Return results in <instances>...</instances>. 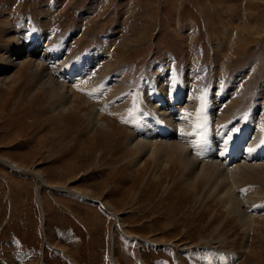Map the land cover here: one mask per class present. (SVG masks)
I'll use <instances>...</instances> for the list:
<instances>
[{
    "label": "rangeland",
    "instance_id": "obj_1",
    "mask_svg": "<svg viewBox=\"0 0 264 264\" xmlns=\"http://www.w3.org/2000/svg\"><path fill=\"white\" fill-rule=\"evenodd\" d=\"M0 22V61L11 42L3 35L5 27L16 31L23 50L38 41L43 52L49 45L46 32L55 34L53 44L65 41L60 55L68 50L73 56L70 65L54 74L65 83L71 82L66 74L74 66L73 57L77 65L100 46L106 57L94 68V78H109V93L124 97L103 114L121 129L138 126L133 113L138 92L166 70L178 83L189 70L194 78L189 81L203 95L210 86L228 87L247 119L255 105L264 108V0H0ZM25 27L31 33L28 40ZM78 73L84 78L80 69L68 74L73 79ZM24 84L0 117V156L29 171L0 161V264H223L224 259L228 264H264V222L250 237L237 220L190 195L180 176L153 185L150 168L135 181L131 176L136 168L122 136L118 152L107 150L104 142L98 144L101 148H90L88 136L94 130L83 112L53 109L41 93L33 101L30 91L22 90ZM79 91L89 100L87 92ZM257 118L264 126V111ZM57 185L111 204L129 236L102 203L53 188ZM134 234L152 240L140 245ZM162 239L178 247L164 245Z\"/></svg>",
    "mask_w": 264,
    "mask_h": 264
},
{
    "label": "bare ground",
    "instance_id": "obj_2",
    "mask_svg": "<svg viewBox=\"0 0 264 264\" xmlns=\"http://www.w3.org/2000/svg\"><path fill=\"white\" fill-rule=\"evenodd\" d=\"M24 30L23 37L28 40L31 33H26L28 30L26 27ZM261 30L257 29L256 32H261ZM13 32L16 33L14 30L9 31L8 28H4L3 35L11 42L5 45L6 55L0 61V89L5 91V93L0 92V100L6 96L1 101L2 104L0 103V117L3 114V106L6 107L5 105L14 97L17 89L25 83L22 90L30 91L33 98L31 100L41 98L39 95L41 93L43 99L53 109L83 112L81 117L85 119L87 125H90L91 130H94L93 135L88 136L91 141L90 148L104 142L108 145H106L107 150L110 147L112 151L116 149L118 152L121 143L118 140L122 136L124 139L122 146L126 147L131 154L132 163L130 165L136 168L131 176L135 181H140L139 178L144 177L146 170L150 168H152V174L149 183L153 185L164 182L167 176H173V174L180 176L178 179L182 181L190 195L206 200L204 202L209 205L214 204L218 207L216 211H219V214L224 213L230 217V220H237V223L247 231L248 234H246L250 237L252 232L257 230V226L264 222V126L257 121L259 112H263L264 108L255 105L252 115L247 119L245 112H239V104L233 100L235 93H231L228 87L218 89L210 86L208 92L203 95L198 90V85L191 84L194 78L188 76L189 70L183 76L185 79L179 83L174 73L166 70L160 77L151 78L150 83L144 85L142 91L138 92L133 112L136 115L138 126L132 129L130 124L129 129H121L103 114L104 111L111 110V105H116L115 103L124 97L109 93V89L105 87L109 78L101 80L94 78L97 74L94 68L106 57L100 46L90 49L83 56L82 62L79 61L77 65L73 57L74 60L71 63L76 66L67 72L71 73L75 69H80L83 71L84 78L77 77L82 74L78 73L71 79L67 73L66 77H69L71 82L65 83L54 75L55 72H62L70 65L68 60L73 56L68 50L60 55V45L63 44V50L68 45L65 41L59 45L53 44L55 34L49 35L46 32L45 38L49 45L44 48L43 52H41V42L38 41L33 44L32 48L23 50L20 37L15 38L16 35ZM29 45L27 41V46ZM31 53L36 58L30 59ZM79 89L83 91L82 93L85 91L89 94L91 97L89 100L95 101L85 100L79 95L80 91L77 94ZM23 94L20 100L18 99L19 110L22 109V102L25 100L22 98ZM182 98L185 99L182 100ZM164 99L169 101H163ZM100 101L103 107L97 108L96 104ZM159 102L161 104H158ZM128 108L129 106L125 110ZM169 109H174L176 114L169 112ZM63 114L61 113V116ZM77 118L79 119L80 116ZM132 120L133 117H131ZM158 127L161 130L155 131ZM99 136H104L107 141L105 142L104 137L99 139L101 138ZM87 140L88 138L85 141ZM241 154V161L235 162ZM0 161L10 168L29 172L19 165L9 163L1 156ZM231 163L233 164L229 165ZM30 171L43 184H46L40 174L34 170ZM53 188L76 193L87 200L96 199L92 194H84L64 186L57 185ZM41 197V194L37 192L36 199L42 209V221H46L44 201ZM95 201L102 203L105 210L117 218V228L119 226L122 232L129 236L128 231L125 232V228L123 229L119 214L114 209H112L114 211L111 210L113 206L109 203L104 204L100 199ZM116 230L115 227L112 233L114 244ZM132 237H137L140 245L152 240L142 238L138 234ZM153 242L157 246L161 243ZM248 243H245L246 248ZM162 244L173 245L174 242L169 243L166 239ZM174 247H178V244H174ZM63 251L65 257L71 258L66 250L63 249ZM223 261V264H228L225 259Z\"/></svg>",
    "mask_w": 264,
    "mask_h": 264
}]
</instances>
